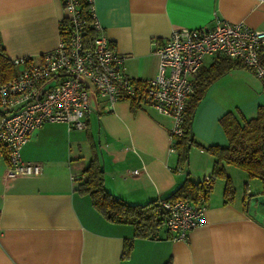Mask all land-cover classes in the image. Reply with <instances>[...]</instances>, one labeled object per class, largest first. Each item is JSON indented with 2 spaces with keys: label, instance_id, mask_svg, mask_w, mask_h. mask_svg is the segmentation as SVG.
<instances>
[{
  "label": "crops",
  "instance_id": "0c3cea01",
  "mask_svg": "<svg viewBox=\"0 0 264 264\" xmlns=\"http://www.w3.org/2000/svg\"><path fill=\"white\" fill-rule=\"evenodd\" d=\"M93 7L103 35L123 57L124 75L132 80L156 75L155 50L174 30L226 21L264 32V0H93ZM63 17L61 0H0L6 56L38 60L54 50ZM220 59L205 58L193 83ZM262 104L264 86L250 70L238 66L217 78L196 107L194 143L186 166H179L176 152H169L168 117L148 104L135 110L127 100L109 104L89 86L84 130L48 123L22 147L23 162L38 165V175L6 179L0 155V264H264L260 181L226 165L234 200L224 204V180L211 177L214 157L206 150L227 144L222 115L238 111L253 117ZM90 139L101 159L105 189L129 204L167 197L186 175L195 182L210 177L204 223L186 240H172L163 226L154 238H136L132 226L106 220L88 196L76 191L92 157Z\"/></svg>",
  "mask_w": 264,
  "mask_h": 264
},
{
  "label": "built area",
  "instance_id": "2783aa9c",
  "mask_svg": "<svg viewBox=\"0 0 264 264\" xmlns=\"http://www.w3.org/2000/svg\"><path fill=\"white\" fill-rule=\"evenodd\" d=\"M61 1L63 18L70 23L68 34L59 36L56 48L38 60L13 59L16 75L0 85V155L6 157L8 180L40 173L38 165L25 163L21 158L22 147L35 131L48 123H64L68 130L86 128L89 86L109 104L134 99L168 117L169 152L174 153L173 140L184 133L185 105L205 58L236 61L264 81L260 59L264 32L226 21H216L209 28L172 31L168 41L155 50L156 75L129 79L122 71L123 57L103 35L93 0H84L95 32L89 46L84 43L85 18L80 0ZM71 179L75 181L74 177ZM210 180L205 176L203 183L209 186ZM158 210L164 214L163 227L170 238L186 240L190 232L204 223L206 204L202 197L197 204L183 199L162 200Z\"/></svg>",
  "mask_w": 264,
  "mask_h": 264
},
{
  "label": "trees",
  "instance_id": "16d2710c",
  "mask_svg": "<svg viewBox=\"0 0 264 264\" xmlns=\"http://www.w3.org/2000/svg\"><path fill=\"white\" fill-rule=\"evenodd\" d=\"M79 6L85 18L84 43L89 46L95 38V32L90 26L91 18L87 12L88 4L84 0H80ZM69 29V21L63 18L58 24L59 36L65 37ZM260 59L264 65V56H261ZM238 66L244 67L236 61L221 58L200 73L194 81L193 92L185 105L184 133L181 137L174 138L172 145L175 148L176 161L179 166H186L189 148L194 143L191 126L198 103L205 95L208 87L217 78ZM15 75L16 67L6 56L0 43V85L11 80ZM261 83L264 86V81ZM139 105L138 100L133 99L131 101L133 110L137 109ZM219 123L226 135L227 144L223 146L209 145L206 150L214 157L211 177L224 180L223 203L230 204L234 200V187L224 170L226 165L244 171L249 179L259 180L262 186V194H264V104L257 107L253 117L245 118L238 111H228L220 117ZM90 148L92 149V157L83 170L84 177L76 185V191L88 196L93 208L106 220L132 226L136 238H154L157 231L163 226L164 214L158 210L159 201L183 199L192 204H197L200 197L205 201L211 191L212 179L207 186L203 181L195 182L186 175L182 184L167 197L145 204L126 203L105 189L101 159L96 152L97 149L95 150L96 145L91 139ZM2 156L6 159L5 155ZM245 195L247 196L246 190ZM126 246L127 252L130 249V244ZM164 264H171V261L168 260Z\"/></svg>",
  "mask_w": 264,
  "mask_h": 264
},
{
  "label": "rangeland",
  "instance_id": "374dc122",
  "mask_svg": "<svg viewBox=\"0 0 264 264\" xmlns=\"http://www.w3.org/2000/svg\"><path fill=\"white\" fill-rule=\"evenodd\" d=\"M188 155H189V152H188Z\"/></svg>",
  "mask_w": 264,
  "mask_h": 264
}]
</instances>
